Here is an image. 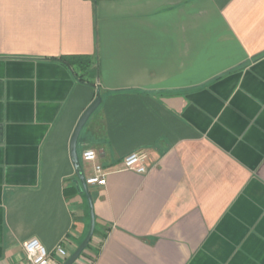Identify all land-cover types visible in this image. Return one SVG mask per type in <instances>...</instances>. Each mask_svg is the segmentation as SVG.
Wrapping results in <instances>:
<instances>
[{
  "label": "crops",
  "instance_id": "1",
  "mask_svg": "<svg viewBox=\"0 0 264 264\" xmlns=\"http://www.w3.org/2000/svg\"><path fill=\"white\" fill-rule=\"evenodd\" d=\"M98 94L75 264H264V0H0V264L89 233Z\"/></svg>",
  "mask_w": 264,
  "mask_h": 264
},
{
  "label": "built area",
  "instance_id": "2",
  "mask_svg": "<svg viewBox=\"0 0 264 264\" xmlns=\"http://www.w3.org/2000/svg\"><path fill=\"white\" fill-rule=\"evenodd\" d=\"M97 153L94 150H87L83 153V160L93 165L92 175L86 179L88 187L105 186L107 183V172L97 161ZM148 155L145 150H139L131 153L123 160L125 170L133 171L145 175L148 173L146 162ZM25 252V264H64L59 258H65L66 252L62 246L56 250V256L48 252L46 247L36 238H32L23 245ZM90 264V263H88Z\"/></svg>",
  "mask_w": 264,
  "mask_h": 264
},
{
  "label": "water",
  "instance_id": "3",
  "mask_svg": "<svg viewBox=\"0 0 264 264\" xmlns=\"http://www.w3.org/2000/svg\"><path fill=\"white\" fill-rule=\"evenodd\" d=\"M101 103H102V97L100 96V94H98V97L96 98V100L92 103V105L87 109V111L84 113L83 117L81 118L76 128V131L74 133L73 140H72V157H73L75 166L80 176V181L83 187V192L86 194L88 201H89V206H90V211H91V226H90L89 233L87 234L83 242L80 244L77 251L64 264H75L77 262V260L81 257L82 253L87 248L88 244L91 242L92 237L94 235V231H95L96 222H95V215H94V203L92 200V196L89 192V187L87 186L86 179L84 175L81 173V164H80L79 156L77 153V141H78L79 134L81 130L83 129L84 125L86 124L88 119L91 117V115L98 109Z\"/></svg>",
  "mask_w": 264,
  "mask_h": 264
},
{
  "label": "trees",
  "instance_id": "4",
  "mask_svg": "<svg viewBox=\"0 0 264 264\" xmlns=\"http://www.w3.org/2000/svg\"><path fill=\"white\" fill-rule=\"evenodd\" d=\"M67 58H68L69 60H71V59H74V58H77V57H75V56H73V57H66L65 60H68ZM86 63H87V66L85 67V69H86V70H89V69L91 68V64H92L91 59L88 58ZM83 69H84V67H83ZM87 74H88V73H87ZM82 81H83V80H82ZM91 85H94V84H91ZM72 192L76 193L77 190L74 189V188H72ZM95 232H96V230H95Z\"/></svg>",
  "mask_w": 264,
  "mask_h": 264
}]
</instances>
